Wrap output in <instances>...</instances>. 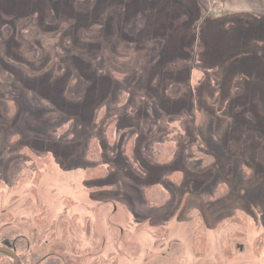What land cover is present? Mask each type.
<instances>
[{
	"label": "rangeland",
	"instance_id": "rangeland-1",
	"mask_svg": "<svg viewBox=\"0 0 264 264\" xmlns=\"http://www.w3.org/2000/svg\"><path fill=\"white\" fill-rule=\"evenodd\" d=\"M42 237L40 264H264V0H0V246Z\"/></svg>",
	"mask_w": 264,
	"mask_h": 264
},
{
	"label": "trees",
	"instance_id": "trees-1",
	"mask_svg": "<svg viewBox=\"0 0 264 264\" xmlns=\"http://www.w3.org/2000/svg\"><path fill=\"white\" fill-rule=\"evenodd\" d=\"M33 13L34 12H30L29 13L30 17H27V19L32 20L31 21L32 23H38L42 19L46 20V16L41 14V12L40 13H36V14H33ZM34 17L37 19V21H34ZM60 17H61L60 19H63V18L67 19L69 21L68 23H70V24L73 23L74 21L75 22L77 21L76 16H74V13H70V14H67L66 16H63V17L60 16ZM50 25H52V24H48V26H49L48 28L51 27ZM113 82H115V81H113ZM113 82H111V83H113ZM73 83L80 84V83H82V81H81V79L79 80V77H77V80L74 81ZM131 134H132V132H131ZM127 141H128V139H127ZM130 144H131V141H129L128 144H126L125 147L129 148ZM26 149H28V151H31L29 148H26ZM31 152L33 154H35V155H42V153H40V154L37 153L36 154L33 151H31ZM164 152L166 154H165L164 157H162V159L159 162L162 163V164L171 163L174 160V159H172L173 153H174V149H173L172 145L169 146V147H165L164 148ZM43 153H48V152H43ZM23 166H24V164H22V167ZM97 171H98V173L103 171V172H105V174H107V171H105L103 167H101ZM179 175H180V172L170 173L167 176L168 177V182L167 183L163 184V183H159L158 182V183H154V184L146 187L145 188V196H146V198L148 200V204L150 206H152V207H162V206L166 205L170 201V199L172 198V194H171V190H170V185L169 184H172L173 179L176 178V177H179ZM26 179H27V177H25V180ZM20 183L21 182H18V184H17V182H14L12 184L11 189L19 188L20 185H21ZM175 183H177V182H175ZM219 188H218V192L216 193L214 198H218V197L222 196V194L219 193ZM38 216H39V218L37 219V221H38L39 225L42 226V224L44 222V218L41 216V214H39ZM40 216L42 217V219L40 218ZM238 220H237L238 223H240V221H242L241 219H238ZM52 237H54V236H52ZM203 245L204 244L202 242L197 243V248L198 249H202ZM4 246L13 247V244L7 243ZM199 253H203L202 250L199 251ZM48 255H49V244L46 243V241H44V237H42L34 245V251H33L32 256H31V261H32L33 264H40L42 261H44L46 259V257ZM12 258L14 259V257L11 254H9L8 252L0 251V264H12V260H13ZM79 259H80V257H79ZM79 259L77 258L76 260L70 261L69 264H79L81 262V260H79ZM19 264H21V263L19 262Z\"/></svg>",
	"mask_w": 264,
	"mask_h": 264
},
{
	"label": "water",
	"instance_id": "water-1",
	"mask_svg": "<svg viewBox=\"0 0 264 264\" xmlns=\"http://www.w3.org/2000/svg\"><path fill=\"white\" fill-rule=\"evenodd\" d=\"M0 251H6L9 254H12L14 257V264H18V261H19L18 255L11 248L5 247V246H0Z\"/></svg>",
	"mask_w": 264,
	"mask_h": 264
},
{
	"label": "flooded vegetation",
	"instance_id": "flooded-vegetation-1",
	"mask_svg": "<svg viewBox=\"0 0 264 264\" xmlns=\"http://www.w3.org/2000/svg\"><path fill=\"white\" fill-rule=\"evenodd\" d=\"M5 247H9V246H5ZM9 248H11L13 251H15L14 250V246L13 247H9ZM12 255V254H11ZM13 256V255H12ZM13 264H14V259H13Z\"/></svg>",
	"mask_w": 264,
	"mask_h": 264
}]
</instances>
